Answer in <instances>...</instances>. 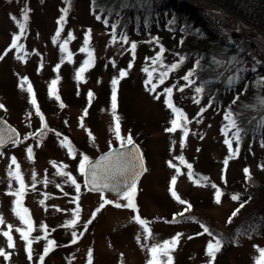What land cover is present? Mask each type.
Returning <instances> with one entry per match:
<instances>
[{
    "label": "rangeland",
    "instance_id": "obj_1",
    "mask_svg": "<svg viewBox=\"0 0 264 264\" xmlns=\"http://www.w3.org/2000/svg\"><path fill=\"white\" fill-rule=\"evenodd\" d=\"M74 6L65 0H0V118L20 134L19 143L0 149V264L7 259L16 264H264V232L257 225L231 245L221 244L214 258L207 246L215 239L204 231L209 226L225 238L250 214L258 212L264 220V205L232 215L241 200L237 191L244 169L252 178L264 177V141L240 142L237 152L223 112L204 100L178 102L170 115L156 84L160 74L157 81L152 77L167 66L155 60L148 75L142 70L153 48L137 50L136 66L126 68L131 45L141 43L124 42L97 27L86 0ZM19 23L25 25L22 34ZM14 36L21 37L15 48ZM113 79L118 80L115 109L107 100ZM172 85L168 99L179 98L178 85ZM48 95L61 98V104L52 107ZM173 120L178 126L168 131ZM41 129L48 130L44 141L35 139ZM129 137L146 165L134 208L122 196L87 192L79 169L84 157L89 162L126 145ZM192 170L209 181L193 178ZM174 239L175 244H166ZM49 240L54 244L45 253ZM54 246L62 247L50 252Z\"/></svg>",
    "mask_w": 264,
    "mask_h": 264
},
{
    "label": "trees",
    "instance_id": "obj_2",
    "mask_svg": "<svg viewBox=\"0 0 264 264\" xmlns=\"http://www.w3.org/2000/svg\"><path fill=\"white\" fill-rule=\"evenodd\" d=\"M78 1L68 0L66 5L74 6ZM86 1L88 14L97 27L108 34L141 43L130 52L126 68L136 66L133 59L137 50L142 48L150 53V47L152 53L141 62L144 75L150 73L149 65L155 60L167 66L157 68L152 77L157 81L156 74L161 78V74L167 72L162 87L158 81L156 84L170 115L178 102L204 100L209 107L217 106L215 109L223 112L226 126L229 124L226 114H233L240 130L241 145L264 141V36L254 31L257 28L264 32V0H192L194 4L184 0ZM206 5H216L219 10L203 8ZM172 65H176L174 70ZM185 76H188L187 81ZM172 84L178 85L180 95L170 98L172 108H169L166 89ZM196 88H201V92L197 93ZM48 97L52 107L61 104V98ZM72 97L79 99L81 95L72 93ZM107 100L112 104L109 97ZM241 180L242 188L237 191L241 200H238L235 216L264 205V177L256 179L248 175ZM252 225L264 232V220L258 212L247 216L225 238L211 231L209 226L204 227L212 238L220 239L222 245H231L238 234H251ZM60 247L54 246L49 251Z\"/></svg>",
    "mask_w": 264,
    "mask_h": 264
},
{
    "label": "snow or ice",
    "instance_id": "obj_3",
    "mask_svg": "<svg viewBox=\"0 0 264 264\" xmlns=\"http://www.w3.org/2000/svg\"><path fill=\"white\" fill-rule=\"evenodd\" d=\"M65 2L67 3L68 0H65ZM27 9H22V19L23 20H27ZM15 19V18H14ZM64 17H61V20L58 21V23H61L63 21ZM18 27L20 29L21 34L24 32V28L25 25L22 23L18 24ZM59 34V33H57ZM20 36H14L12 39V46L15 48L17 46V41L20 39ZM69 38H71V34H69ZM124 42L126 41V38L124 39ZM136 47L135 44L131 45V48L134 50ZM65 50V45H61V51ZM83 51V49H82ZM163 51V50H161ZM158 59V57H157ZM172 69L174 70L176 68V65H172L171 66ZM85 71L84 67H81L79 69V71H77L75 73L76 79L79 81V79L81 78V74ZM120 77H124L125 76V72L121 71L119 73ZM167 75V72L162 73L161 74V82H163V78L164 76ZM190 75V74H189ZM184 79L187 81L188 80V76H185ZM151 82V81H149ZM118 83L117 79H113L112 80V96H111V100H112V108L115 109L116 108V85ZM52 84L55 85L56 81L53 80ZM154 90V87L153 89ZM182 90V89H181ZM172 88H168L166 89V93L170 94L172 93ZM29 92H31V88H29ZM196 92L199 93L201 92V88H196ZM89 95H91V93H89ZM33 104L36 103L35 100L32 101ZM168 106L169 108H172V104H171V100H168ZM173 112H177V110L175 108H172ZM177 117L178 119H182L183 118V113H177ZM225 119L229 121V124L227 125L228 128H232V129H236L233 139L235 140L236 144H237V149L236 151H239V143H240V130L237 126L236 120L233 118V114L231 113H227L225 116ZM178 126L177 124V120H173L172 121V128H169L168 131H173L175 130V128ZM227 135V133H225ZM116 135H117V139H120V134H119V127L117 126L116 129ZM185 135H187V129L185 128ZM66 143V141H65ZM132 139L131 137H129L127 139V144L131 145ZM225 143L229 145V147L231 148V141L226 139ZM123 146V145H122ZM29 153H31V149H28ZM69 152H71V149H69ZM227 160H225V164H227ZM189 169H191V165H188ZM79 169L81 171V173L83 175H85L86 179H85V187H88L89 185H91V188L93 190L96 191H101L104 189H107L108 191L116 194L117 196H122L124 199L127 200L128 204L127 206L129 208H134L135 205L133 204V194L136 191V180L138 177V169L136 168V157L133 155H129L127 158V162L126 164L123 166V171H121L119 174L122 177L119 181L115 180V177L117 175V172L112 168V167H108L107 165L101 167V165H90L87 161V157H84V159L81 161L80 165H79ZM248 169H244V173L245 176L248 177ZM126 173V175H125ZM191 175V173H190ZM69 180H71V182L73 184L76 185V191L79 192L80 190V185L76 184L75 180H72L71 177H69ZM173 183H175V179H173ZM213 187H215L213 185ZM173 196H176V193L173 191L172 192ZM222 195V193L219 192V190H217L216 192V201L219 202V198ZM233 200H236L237 197L236 196H232L231 197ZM109 201L105 200V203H108ZM183 203V201H181ZM101 208L103 207V205L100 206ZM116 207H121V205H116ZM241 207H243V204H241ZM100 209H97L96 211H99ZM238 212V209L235 210L233 212V216H235ZM95 215V213L93 214ZM180 215H183V213H180ZM175 219V217H174ZM91 221H89L90 223ZM143 221H141L142 223ZM231 222V217L229 218V223ZM86 227V226H85ZM205 232H208L207 227H205L204 229ZM210 234V233H209ZM5 235H7V233H5ZM179 235L181 234H177V238L179 237ZM191 239V237H189ZM75 242V241H73ZM177 242V240H172L170 242H166V244L171 243V244H175ZM54 244V241L49 240L48 241V247H45L44 252L47 253L49 247H51ZM9 247H11V243H9ZM221 248V240L220 239H215V244L209 243L207 246V255L209 257H213L215 253L219 252ZM156 248L153 247L151 249V251L153 253L156 252ZM262 255H264V253H261ZM89 256H91V252L89 253ZM41 259H43V257H41Z\"/></svg>",
    "mask_w": 264,
    "mask_h": 264
},
{
    "label": "water",
    "instance_id": "obj_4",
    "mask_svg": "<svg viewBox=\"0 0 264 264\" xmlns=\"http://www.w3.org/2000/svg\"><path fill=\"white\" fill-rule=\"evenodd\" d=\"M188 2L192 3L191 0H188ZM203 8L219 10V7L216 5H206L203 6ZM226 14L230 15L227 12ZM254 31L258 35L264 36L263 31L257 28H254ZM47 136H48V130L46 129H41L35 133V138L39 141H44L47 138ZM19 142H20V134L17 131V129L13 127L7 120L0 118V149L11 144H17ZM129 155H133L136 157V168L138 169V173H139L136 180V188H137L138 181L143 176L146 170L144 158L140 146L137 143L133 142L131 145L127 144L109 149L103 152L102 154L98 155L95 159L89 161L88 163L90 165H101V167L105 165H107L108 167H112L117 172L115 180L119 181L122 178L119 173L123 171V166L126 164ZM190 173L198 180H201L203 182L209 181V178L206 175L201 174L197 171L192 170ZM85 179H86L85 175L82 174V181L84 187H85ZM85 189L92 193H102L104 195H108L112 197H121L108 191L107 189L101 191L93 190L91 188V185L85 187ZM6 264H16V263L14 260L8 259L6 261Z\"/></svg>",
    "mask_w": 264,
    "mask_h": 264
}]
</instances>
